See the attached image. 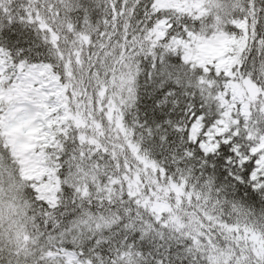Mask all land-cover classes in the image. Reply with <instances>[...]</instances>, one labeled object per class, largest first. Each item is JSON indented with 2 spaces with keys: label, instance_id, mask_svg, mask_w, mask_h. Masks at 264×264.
I'll return each mask as SVG.
<instances>
[{
  "label": "snow or ice",
  "instance_id": "snow-or-ice-1",
  "mask_svg": "<svg viewBox=\"0 0 264 264\" xmlns=\"http://www.w3.org/2000/svg\"><path fill=\"white\" fill-rule=\"evenodd\" d=\"M0 264H264V0H0Z\"/></svg>",
  "mask_w": 264,
  "mask_h": 264
}]
</instances>
